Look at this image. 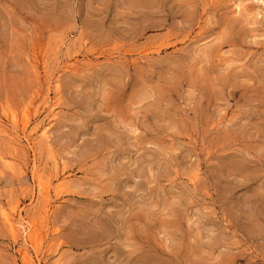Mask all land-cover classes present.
Segmentation results:
<instances>
[{"label":"rangeland","instance_id":"374dc122","mask_svg":"<svg viewBox=\"0 0 264 264\" xmlns=\"http://www.w3.org/2000/svg\"><path fill=\"white\" fill-rule=\"evenodd\" d=\"M0 119L36 264H264V0H0Z\"/></svg>","mask_w":264,"mask_h":264},{"label":"bare ground","instance_id":"6f19581e","mask_svg":"<svg viewBox=\"0 0 264 264\" xmlns=\"http://www.w3.org/2000/svg\"><path fill=\"white\" fill-rule=\"evenodd\" d=\"M48 98V96H47ZM58 106V105H57ZM51 112V111H50ZM9 115V114H8ZM53 116V115H51ZM13 117V115H12ZM11 119V118H10ZM14 119V118H13ZM1 120V119H0ZM15 121V120H14ZM28 124V119L26 114H23L22 118H21V127L24 131V129L26 128ZM2 122L0 121V132L4 131V128L2 126ZM40 125V124H39ZM46 126V125H45ZM39 131V130H38ZM47 132H49V130H47L46 127H42L41 128V135L43 136V138L47 137ZM32 133V132H31ZM35 133V132H34ZM38 134V133H37ZM41 138V137H40ZM48 144V143H47ZM30 145V144H29ZM48 150V149H47ZM3 156V155H2ZM54 157V156H53ZM4 158V157H3ZM9 158V157H8ZM49 158V157H48ZM58 158V157H57ZM56 158V159H57ZM9 160V159H8ZM60 161V160H59ZM12 163V162H11ZM53 164V163H52ZM34 165V164H33ZM58 166V165H57ZM61 167V166H60ZM59 167V168H60ZM34 168V166H33ZM22 169V168H21ZM33 170V169H32ZM56 169H54L53 171H55ZM61 171V170H60ZM33 173V171H32ZM62 173H60L61 175ZM62 177V176H61ZM66 178V177H65ZM38 180V179H37ZM52 184V180L48 179L45 182H40V194L43 196V201H44V207L46 209H48L47 207L49 206V194H50V187ZM65 184V183H64ZM39 187V186H38ZM39 191V190H37ZM57 191V190H56ZM52 202V201H51ZM45 211V210H44ZM27 214V213H26ZM3 222L5 223L6 227L8 228V230L10 231L12 237L15 240H21V245L18 248V252L20 255V259L22 264H36L33 258V255L31 254V251L29 249V244L32 242L31 245H34V241H33V236H34V229H32L29 225V223L26 221L25 217H23V215L19 213H17V211H15V209H9L8 211L5 209L1 210V214ZM36 252V251H35ZM37 257V256H36ZM38 258V257H37ZM36 258V260L38 261V259ZM16 262V261H15Z\"/></svg>","mask_w":264,"mask_h":264}]
</instances>
